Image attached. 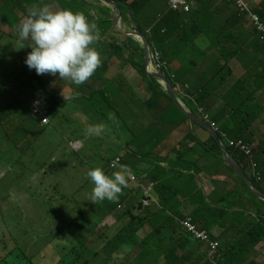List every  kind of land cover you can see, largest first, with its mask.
Instances as JSON below:
<instances>
[{
	"label": "clouds",
	"instance_id": "obj_1",
	"mask_svg": "<svg viewBox=\"0 0 264 264\" xmlns=\"http://www.w3.org/2000/svg\"><path fill=\"white\" fill-rule=\"evenodd\" d=\"M33 1L7 5L11 18L0 22L4 80L17 72L42 78L65 101L62 110H69L70 121L86 126V136L51 143L60 160L49 178L62 171L66 177L64 183L53 182L52 199L46 203L65 214V228H57L55 216V237L45 245L64 252L57 264L72 259L66 254L74 239L96 242L103 234L125 231L133 223L126 213L135 216L140 235L155 236L150 250H156L158 264H230L232 258L240 264H264L258 248L264 240L255 247L243 240L261 221L257 209L264 212V0H166L165 10L144 27L128 7L138 0H77L75 11L59 0ZM166 13L181 19L172 42L186 35L184 54L243 91L238 119L224 115L216 96L201 103L191 74L180 79L187 66L163 59L151 24ZM211 23V33L197 31ZM190 27L196 29L191 32ZM114 64L132 68L134 76H119L107 85L106 74ZM140 87L151 94L135 96ZM41 95L23 92L18 102H0V112L11 111L0 122L6 132L1 155L8 145L23 149L24 141L17 143L14 134H24L30 118L44 132L56 129L62 110L53 115ZM95 100L96 115L80 106ZM122 119L130 126L121 139L117 131ZM87 136L101 142L93 145ZM34 150L36 160L40 146ZM0 176L5 179L3 172ZM178 180L184 182L182 188ZM253 196L260 206L252 204ZM110 218L114 223L106 225ZM102 246L98 251L103 255ZM122 261L134 264L137 255L126 249L114 263Z\"/></svg>",
	"mask_w": 264,
	"mask_h": 264
},
{
	"label": "trees",
	"instance_id": "obj_2",
	"mask_svg": "<svg viewBox=\"0 0 264 264\" xmlns=\"http://www.w3.org/2000/svg\"><path fill=\"white\" fill-rule=\"evenodd\" d=\"M39 0H34L37 2ZM124 1V0H123ZM60 4L64 8H70L77 10V0H59ZM149 0H138L134 1L132 5L128 6L140 18V12L149 5ZM11 18V12L7 5L0 3V22L4 21L5 24ZM177 21H181L178 15L166 13L162 16L159 21L151 24L152 38L156 43L157 48L163 54V59L167 60L169 64L179 61L186 65L183 68V73L180 74V79H185L187 74H191L192 79V90L195 96H200L198 99L201 103H205L207 96H216L218 100L224 105V115L232 119H238L240 108L242 105L243 91L237 86H230L225 79L219 78L207 68L198 66L197 62L190 56L183 53L185 44L188 42V37L182 35L179 40L172 42V39L177 38L180 32V28L175 24ZM213 23L207 25L202 29H197L199 33L208 34L212 32ZM184 27V25H183ZM196 28L190 27L189 31H194ZM1 30V27H0ZM163 30L165 32L163 33ZM5 72L0 67V98L6 96L12 98L15 102L19 100L17 96H22L23 92L32 93L34 95H41L45 102L49 103L53 115L58 114L64 107V100L53 91L47 83L40 77H35L31 74L24 72H17L12 77L4 80ZM168 96V94H166ZM11 111L6 110L0 112V122H3L8 117H11ZM11 150L3 154L4 157L8 158ZM117 205V203H115ZM50 209L54 216L57 217L56 226L57 228L62 227V220L65 218V214L61 213L63 210L55 206L53 203L49 204ZM261 216V221L255 224V231L249 232L244 236L243 240L249 247H255L257 243L264 240V212L261 209H257ZM263 215V216H262ZM126 217L132 219L133 223L136 221L134 215L130 213L125 214ZM65 222V219L63 220ZM131 223L127 225L125 231L119 232L115 236L105 234L99 236L96 242L84 240H75L74 246L70 251L67 252L66 257L69 258L71 255L72 259L67 264H115L121 258V254L126 249H129V254L135 252L137 255V261L134 264H144L146 258L149 260L145 264H158L157 255L155 249L150 250L152 247L150 243L156 240L153 234H149L146 238L139 234L140 226H135ZM2 222L0 220V228H2ZM65 228V227H62ZM106 237V238H105ZM99 240V241H98ZM98 241V242H97ZM102 246L103 255L98 251ZM94 245L93 247H90ZM63 260V259H62ZM33 264L32 258L29 256L15 243L11 241H5V237L0 233V264ZM240 264L239 258L231 259L230 264ZM133 264V263H132Z\"/></svg>",
	"mask_w": 264,
	"mask_h": 264
},
{
	"label": "rangeland",
	"instance_id": "obj_3",
	"mask_svg": "<svg viewBox=\"0 0 264 264\" xmlns=\"http://www.w3.org/2000/svg\"><path fill=\"white\" fill-rule=\"evenodd\" d=\"M18 1L21 0H0V3L15 6ZM165 3L166 0H155L140 12L143 27L144 24L156 18L159 12L165 10ZM76 91H81V89L78 88ZM150 94L151 91H148L147 87H140L139 93H136L135 89V96H149ZM10 101H12V98L10 99L6 96L0 98L1 103H9ZM98 104L96 100L83 101L80 103V106L88 114L96 115V112L99 110ZM68 112L69 110L65 108L62 110L61 115L57 118L56 129L51 133L49 130L44 132L43 128L33 118H30L24 124L22 131L25 133L22 134L20 130L14 134L17 143L21 140L24 141L23 149L15 151L13 147L6 146L3 154L11 150L8 158L4 157L3 154L1 155L0 149V174L3 172L5 175V179H2L3 176H0V220L3 224L2 228H0V233L7 241H12L24 252H29L32 255L34 264H57V258L62 257L64 254L59 247L54 246L52 248L51 245L49 248H46L45 246L55 237L53 230L55 227V216L49 204L46 203L52 199L50 190L53 182L57 184L59 182H66L65 171L54 175L53 177L56 180L49 178L54 162L60 160L59 154L54 152L51 143L56 140L52 143L55 146L63 142L66 137L85 135L82 131L85 130L86 126L73 124L69 119ZM94 121L96 122L97 120L94 119ZM126 125L130 126L125 119L117 131L121 139L126 134ZM26 131L33 132L36 136L27 135ZM5 135L6 132L0 129V147ZM87 137L86 141L93 145L98 146L99 142H101V139L97 136ZM34 146L36 148L40 146V152L36 160L33 159ZM63 151L65 152L66 149H63ZM16 157H20L22 162ZM96 162L97 160L93 161V164ZM228 175L231 176L229 173ZM183 183L181 180L177 182L181 188L183 187ZM39 187L42 194L39 193ZM23 196L29 198L25 199ZM62 200L66 202L68 198L64 196ZM258 200L257 197L253 196L251 202L253 205L260 206ZM246 204L250 205L249 202H246ZM68 210L71 211L69 205ZM113 223L114 219L110 218L105 224L111 225ZM76 238L81 237L76 236ZM58 243L61 245L65 244L62 240H58ZM263 245V243L260 244L258 248L262 249L264 254ZM69 258L71 259L70 256ZM263 259L264 255L261 257V260ZM68 261L69 259L60 264H67ZM123 263L124 261L119 264Z\"/></svg>",
	"mask_w": 264,
	"mask_h": 264
},
{
	"label": "crops",
	"instance_id": "obj_4",
	"mask_svg": "<svg viewBox=\"0 0 264 264\" xmlns=\"http://www.w3.org/2000/svg\"><path fill=\"white\" fill-rule=\"evenodd\" d=\"M106 76H107V80H106L107 85H110L114 83L115 79L119 76L122 78H127V79L134 76V70L128 66L121 67L119 64H114L111 67V69L107 72ZM70 91L71 92H68V93H72L71 89ZM212 197H215V196L212 195Z\"/></svg>",
	"mask_w": 264,
	"mask_h": 264
},
{
	"label": "water",
	"instance_id": "obj_5",
	"mask_svg": "<svg viewBox=\"0 0 264 264\" xmlns=\"http://www.w3.org/2000/svg\"><path fill=\"white\" fill-rule=\"evenodd\" d=\"M110 2L112 3V1H110ZM168 88H169L170 93H172V89L169 85H168Z\"/></svg>",
	"mask_w": 264,
	"mask_h": 264
}]
</instances>
